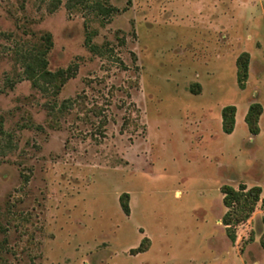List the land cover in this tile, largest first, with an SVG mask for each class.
I'll return each mask as SVG.
<instances>
[{
    "label": "rangeland",
    "instance_id": "rangeland-1",
    "mask_svg": "<svg viewBox=\"0 0 264 264\" xmlns=\"http://www.w3.org/2000/svg\"><path fill=\"white\" fill-rule=\"evenodd\" d=\"M262 241L264 0H0V264H264Z\"/></svg>",
    "mask_w": 264,
    "mask_h": 264
},
{
    "label": "trees",
    "instance_id": "trees-1",
    "mask_svg": "<svg viewBox=\"0 0 264 264\" xmlns=\"http://www.w3.org/2000/svg\"><path fill=\"white\" fill-rule=\"evenodd\" d=\"M45 47L39 50L35 55V61L33 64L27 65V70L32 71L27 75V78L31 81L34 80L35 76L41 75L44 78L53 77L47 70V52L52 45L50 34L47 33L43 37ZM247 61L248 55L243 54L242 60L239 58L238 63V72H239V86L243 88V83L247 78ZM35 69V70H34ZM240 70V71H239ZM235 113L236 109L233 105H227L222 108L221 118H222V131L225 134L232 133L235 126ZM262 113V107L259 103H252L245 115V122L248 126V129L252 135L259 133L258 120L259 116ZM221 193L223 194L222 202L224 207L227 208V211L223 214L221 218V223L225 227L226 233L230 239L234 241V226L246 221L251 213L254 211L256 204L260 200L261 189L259 186H251L247 188L244 184H239L238 189H235L231 185H224L221 188ZM127 199V194L124 193L120 199ZM121 200V207L124 213L129 212L127 205V200ZM143 240H147L143 239ZM147 245L143 246L142 244L136 248V253L144 252L147 250ZM262 247L264 248V241H262Z\"/></svg>",
    "mask_w": 264,
    "mask_h": 264
}]
</instances>
